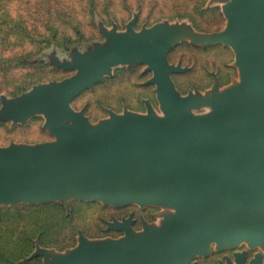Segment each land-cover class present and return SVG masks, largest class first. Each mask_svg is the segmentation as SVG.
Masks as SVG:
<instances>
[{"label": "water", "instance_id": "obj_1", "mask_svg": "<svg viewBox=\"0 0 264 264\" xmlns=\"http://www.w3.org/2000/svg\"><path fill=\"white\" fill-rule=\"evenodd\" d=\"M225 13V29L195 36L235 50L242 82L214 87L216 113L194 114L209 98L176 91L171 73L181 68L168 59L171 34L133 41L134 53L157 70L153 81L170 119L151 111L95 127L80 116L73 128L70 102L84 77L45 85L27 99L33 110L46 109L56 139L0 148V201L75 197L176 209L164 211L167 227L145 222V233L117 221L125 238H84L65 264H196L197 253L243 244L259 249L250 264H264V0H236Z\"/></svg>", "mask_w": 264, "mask_h": 264}, {"label": "rangeland", "instance_id": "obj_2", "mask_svg": "<svg viewBox=\"0 0 264 264\" xmlns=\"http://www.w3.org/2000/svg\"><path fill=\"white\" fill-rule=\"evenodd\" d=\"M236 0H0V148L36 146L56 139L44 108L27 102L41 87L84 77L87 85L70 102V124L80 116L95 127H116L117 118L144 119L151 111L170 119L153 81L157 70L134 50L135 39L174 36L169 62L181 96L209 101L191 110L219 111L214 87L227 90L242 82L235 50L224 43H203L195 36L225 29V6ZM173 207L101 200L57 198L15 203L0 201V264H65L84 238L107 241L127 232L113 223L131 221L137 233L145 222L167 227ZM215 245V244H214ZM264 253V251H263ZM197 253L192 261L209 264Z\"/></svg>", "mask_w": 264, "mask_h": 264}, {"label": "flooded vegetation", "instance_id": "obj_3", "mask_svg": "<svg viewBox=\"0 0 264 264\" xmlns=\"http://www.w3.org/2000/svg\"><path fill=\"white\" fill-rule=\"evenodd\" d=\"M258 248H252L246 244L237 247H227L223 249H212L204 253L202 259L207 260L209 264H250L254 258H257Z\"/></svg>", "mask_w": 264, "mask_h": 264}]
</instances>
